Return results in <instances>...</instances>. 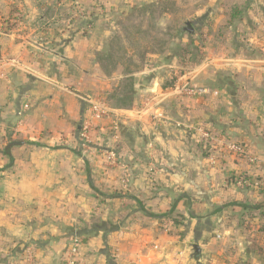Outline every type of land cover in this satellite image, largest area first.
<instances>
[{"label":"crops","instance_id":"crops-1","mask_svg":"<svg viewBox=\"0 0 264 264\" xmlns=\"http://www.w3.org/2000/svg\"><path fill=\"white\" fill-rule=\"evenodd\" d=\"M218 1L188 15H219ZM245 1L164 88L178 54L141 64L113 38L136 8L175 0H0V264L27 248L34 264H67L74 245L84 264H264V207L252 218L242 207L264 204V9ZM188 80L218 94L191 98ZM93 98L111 114L85 140ZM172 209L183 236L162 223Z\"/></svg>","mask_w":264,"mask_h":264},{"label":"rangeland","instance_id":"rangeland-1","mask_svg":"<svg viewBox=\"0 0 264 264\" xmlns=\"http://www.w3.org/2000/svg\"><path fill=\"white\" fill-rule=\"evenodd\" d=\"M175 1L178 2L177 7H175V5H171V2H168L164 6L148 4L143 6L142 8H136L134 12L128 13L127 17L125 16L119 20L118 27L120 35L119 37L115 36L113 38V41L119 42V45L123 44V42L129 44L131 43V45L135 44L132 45L133 50L130 49V52H126V58H130L134 61L138 60L141 62V64L147 59H153L161 55H163L164 57L169 56V58H172L175 54H178L175 67L172 69L168 68V73H166L168 75L170 73L171 74L169 75L168 79H164L163 84L169 82L173 74H176V77H178L185 72L190 71L189 69L192 68L189 66L190 62L185 60L183 61L181 58L183 49L187 47H191L192 49L193 47H196L201 43L205 44V42H207L208 39L213 36V34L217 35V33L215 32H217L219 28L226 27L228 23L232 24L231 19L223 13L225 10V7H223L224 0L218 1V3H216V5L214 6L216 9L222 10V13L219 14L220 16H207L203 18V21L200 19L197 20L195 16L189 15L195 14L197 9L199 10V8L201 7L203 8L208 3L207 0H181V2L180 0ZM237 2L239 6H241L242 11L245 12L244 9L246 8V1L237 0ZM255 3V8L260 7L261 10L264 9V0L257 1ZM185 21H190L193 23V26L195 28L194 35L189 36L184 32H182L183 34L179 35L180 31H182L184 27ZM209 24H214V26L212 27V33L207 36L202 42L200 36L202 27H204V25L208 26ZM237 25H239L238 22ZM113 36L114 35H112L110 39ZM124 53L125 52H123L122 49H118L116 52H110V54L117 57L116 59L122 58L124 56ZM103 58H109V52H107ZM122 68L124 69V66H122ZM175 83L176 82L174 81L173 86L175 85ZM92 100L96 99L93 98ZM99 100L103 99H98L97 101ZM144 112H148L147 107L146 110L144 109L141 114H143ZM158 115L159 114H154L151 115V117L153 116L155 120H159L155 118ZM161 117L163 116L161 115ZM93 124L94 122L92 123V128Z\"/></svg>","mask_w":264,"mask_h":264},{"label":"trees","instance_id":"trees-1","mask_svg":"<svg viewBox=\"0 0 264 264\" xmlns=\"http://www.w3.org/2000/svg\"><path fill=\"white\" fill-rule=\"evenodd\" d=\"M223 7H225V10L223 13L231 19L232 23H233V21L238 20L243 14L242 8H241V6H239L237 0H224ZM14 17H16V16H14ZM229 25H231V23H228L227 26H229ZM213 26H214V24H209L208 26L204 25V27H202L201 35H200L202 42L205 40V38L207 36H209L212 33V27ZM222 29H223V27L219 28L217 32H220ZM239 32L242 34V31L239 30ZM222 35L223 34H221V36H220V34H219V37L221 38V40L219 41V46H221L225 43V40H224ZM204 49H205V44H202V43L199 44L198 46H196L194 49L193 48L191 49V47L190 48L187 47V48L183 49L181 58L183 61L185 60V61L190 62L189 63L190 67L196 66L197 63H199L203 60V57L205 55ZM113 52H115V51H113ZM176 78H177L176 74H173L171 76V80L169 82L163 84V87L164 88L173 87V83L176 80ZM207 144L208 145H207L206 150H210V145H209V143H207ZM239 145H241L244 148V152L242 154H238V155H241L242 157L246 156L247 152H248L247 148H245V146L243 144H239ZM205 155L210 156L209 152L206 153ZM248 180H249V178H248L247 173H245V174L236 173V174H233V176L231 177V181H234V184H237L240 181V182H242L241 185H244V184H246V182ZM119 195H121V193H119ZM122 197H124V196H122ZM229 205L235 206L237 204L230 202ZM242 207L245 211H247L243 217L248 216L249 218H252L253 213L262 209L264 207V204H261V205L244 204V205H242ZM142 209H143V211H145L144 208H142ZM147 214L150 215L149 213H147ZM162 221H163L162 222L163 224L168 222V221H171L174 224L173 225L174 227H176V226L181 227V230L175 229L173 231L175 232L177 230L179 235H181V236L184 235V231L182 230V227L184 225L183 217L179 213H177V211H175V209L169 210L168 213L162 217Z\"/></svg>","mask_w":264,"mask_h":264},{"label":"built area","instance_id":"built-area-1","mask_svg":"<svg viewBox=\"0 0 264 264\" xmlns=\"http://www.w3.org/2000/svg\"><path fill=\"white\" fill-rule=\"evenodd\" d=\"M264 51V49H263ZM5 69H4V65L0 64V79H3L5 77ZM180 91L182 93H184L185 95L191 97V98H205L207 96L210 95H217L218 92L213 91L209 88L206 87H197L193 84H191L189 81L184 82L181 87H179ZM90 110H91V119H89L90 121L86 122L85 125L83 126V138L85 140H87V135L86 133L88 132V130H90L92 128V123L96 120H101L104 119L108 116H110V108L108 107V105L106 104L105 101L103 100H90ZM144 109L146 110V107L143 109L138 110V113L141 114ZM157 119H162L161 115H158L157 117H155ZM204 137L205 138H209V134L207 135V133H204ZM224 146H227V149L231 150L232 152L236 153V154H242L244 152V148L239 145V144H235V143H227ZM108 157H109V161L111 163H116L117 159H116V155L113 152H108L107 153ZM255 158L252 157L251 161L254 162ZM121 183L123 185V187H128L129 183H130V179L128 175H123L121 178ZM242 182H238L237 185H241ZM77 255H78V248L76 245H74L68 254V260H67V264H84L80 261L77 260ZM13 264H34V260H33V252L32 250H30V248H27L25 251V255L20 257V258H16L13 261Z\"/></svg>","mask_w":264,"mask_h":264},{"label":"water","instance_id":"water-1","mask_svg":"<svg viewBox=\"0 0 264 264\" xmlns=\"http://www.w3.org/2000/svg\"><path fill=\"white\" fill-rule=\"evenodd\" d=\"M182 32L187 33L189 36L194 35L195 34V28L193 26V23L190 21H185L184 27H183L182 31H180V33L183 34ZM196 250L199 251L197 247H196Z\"/></svg>","mask_w":264,"mask_h":264}]
</instances>
